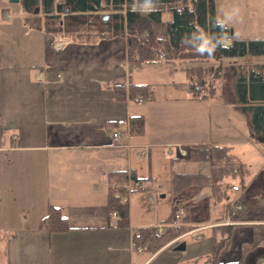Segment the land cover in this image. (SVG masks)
Instances as JSON below:
<instances>
[{"label": "crops", "instance_id": "obj_1", "mask_svg": "<svg viewBox=\"0 0 264 264\" xmlns=\"http://www.w3.org/2000/svg\"><path fill=\"white\" fill-rule=\"evenodd\" d=\"M25 17L26 13L4 9L0 22V264H135V255L140 259L145 249L138 251L133 244L131 195L128 227L119 226V221L110 226L109 175L127 171L129 181V174H134L145 181L146 189L139 191L150 192L149 200L154 202L157 179L151 164L149 175L140 174L133 160L151 163L152 149L162 143L156 136L148 140L145 127L144 136L129 135L123 141L127 146H115L114 132L127 129L123 121L129 124L134 115H143L145 125L147 120L146 111H130L128 88L144 84L134 82L128 40L78 44L64 36L54 39L29 29ZM219 22L232 29V36L224 40L226 46L234 40L261 39L244 36L245 31L233 22ZM179 66L183 70L184 65ZM119 88L125 90V101L118 98ZM184 150L188 154L191 149ZM177 153L171 146L167 150L172 167L179 157L188 160ZM208 163L210 172L215 163ZM254 182L241 192L231 189L237 183L230 186L226 181L230 186L226 213L212 222L191 219L204 189L188 188L179 196L182 201L193 200L188 223L192 228L184 235L196 233L204 241L202 232H215L209 250L195 258L196 264H264V243L244 253L245 245L253 241L254 228L264 225V171ZM101 183L107 185L106 194ZM236 203L242 205L240 210ZM50 206L60 208L69 222L68 231L40 228ZM217 232H230L231 237L218 262L212 263L214 241L221 237ZM153 256L138 264H147Z\"/></svg>", "mask_w": 264, "mask_h": 264}, {"label": "trees", "instance_id": "obj_2", "mask_svg": "<svg viewBox=\"0 0 264 264\" xmlns=\"http://www.w3.org/2000/svg\"><path fill=\"white\" fill-rule=\"evenodd\" d=\"M26 17L25 25L32 30L52 35L54 39L64 38L78 44H93L97 41L126 38L128 40L127 59L131 66L142 64H182L189 79L192 100H207L217 93L220 81L221 99L245 115L249 127L258 141L264 143V63L252 65L231 64L217 67L222 58L244 56L264 57V39L234 40L230 46H218L209 55L197 50L207 41L208 48L219 45L232 36V29L219 22L216 16L215 0H151V7L144 9L145 0H21ZM41 7L42 14L35 13ZM67 9L69 11H67ZM109 18L104 21L103 16ZM170 15L168 19L166 15ZM163 54L164 57H160ZM120 100L125 101L124 88L117 89ZM143 95L149 97L148 85L129 87V97ZM129 132L133 137L145 134V118L134 115L129 118ZM187 158L189 162H214L209 174L176 172L171 173L173 190L172 212L161 223H171L175 204L179 196L188 188L211 190L212 204L217 205L228 198L227 179L245 174V168L234 166L239 158L228 145H200L192 148ZM107 208L117 212L119 226L128 227L129 205L122 201L127 171H116L109 175ZM131 181L143 184L145 181L131 174ZM146 189V188H145ZM144 189V190H145ZM192 205H189L191 208ZM190 210L184 215L182 225L172 227L159 234L157 227H146L134 233L135 248H143L153 256L167 243L187 232ZM40 228L48 232H65L69 222L60 208L50 206L48 214L42 218ZM230 232L215 239L213 252L209 258L218 262V256ZM264 243V225L254 228L253 241L244 247V253Z\"/></svg>", "mask_w": 264, "mask_h": 264}, {"label": "rangeland", "instance_id": "obj_3", "mask_svg": "<svg viewBox=\"0 0 264 264\" xmlns=\"http://www.w3.org/2000/svg\"><path fill=\"white\" fill-rule=\"evenodd\" d=\"M216 16L219 21L233 22L243 31L244 36L264 39V0H215ZM4 9L12 12L24 13V7L21 3H11L10 0H0V22ZM42 9L39 7V14ZM170 15H166L168 19ZM258 28V29H257ZM0 25V34H1ZM19 33V31L17 30ZM3 33V32H2ZM4 34V33H3ZM256 59L264 57L244 56L239 58H222L216 63L217 67H225L231 64L252 65ZM180 64H142L133 67V79L136 83H142L149 86V100L139 104L131 99L129 102L132 114L137 112H147L146 130L147 139L152 140L154 136L160 138L162 145L154 147L152 150L151 163L148 160H133V166H136L140 174L149 175L151 169L153 176L156 177L155 201L151 202L148 191H136L131 194L130 208L132 217V226L135 232L141 228L168 225L161 221L168 218L172 212L173 190L171 185V171L187 173H208L210 163L208 162H189L186 158L179 157L174 161L173 167L167 150L174 148L178 155L176 146L181 144L187 151L200 145H228L232 147V152L239 158L234 166L244 168V183L242 177L227 179L230 186L233 183L244 190L245 186L254 184L257 177L264 171V143L258 141L252 133L248 119L225 103L220 97V84L217 82V93L214 97L207 100H189L190 91L188 88V79L185 72L179 66ZM182 65V64H181ZM177 69V70H176ZM122 123L127 124V121ZM101 192L107 193V185L101 183ZM229 186V189H230ZM232 191V190H231ZM165 197L162 198L161 196ZM189 201L179 200L175 207L184 209L186 214ZM190 203V204H189ZM199 206L195 214L191 216L192 223L196 218L200 221L212 222L226 213L227 201L214 205L211 201L210 189L206 188L199 194ZM230 205V204H229ZM173 213V216L174 217ZM173 223V221H171ZM116 224V221H114ZM183 222H178L182 225ZM171 225V224H169ZM190 226V225H188ZM154 227V228H156ZM192 227L186 228L188 231ZM173 230L172 227L168 228ZM165 228V232H166ZM162 234L163 232H159ZM214 230L202 232L206 239L199 241L195 234H181V240L177 241L169 248L164 247L157 252L147 264H196V257L209 250L212 243ZM218 237L220 232L216 233ZM176 239V238H175ZM174 239V240H175ZM185 244L184 250L176 248ZM139 251V248H136ZM152 253L141 252L138 259L135 255L134 262L138 264L139 260H145Z\"/></svg>", "mask_w": 264, "mask_h": 264}, {"label": "built area", "instance_id": "obj_4", "mask_svg": "<svg viewBox=\"0 0 264 264\" xmlns=\"http://www.w3.org/2000/svg\"><path fill=\"white\" fill-rule=\"evenodd\" d=\"M60 46V45H59ZM57 43H55V47H59ZM160 57H164L163 54L160 55ZM129 89V88H128ZM133 100H135L136 102H138L139 104H142L145 102V97L143 95H138L136 96ZM127 129L125 132H122L120 129H117L114 134H113V138L115 140V146L117 147H121L123 145L127 146L126 144L123 143L124 140H126L130 133H129V124H126ZM178 152L182 155V156H187V153L185 152V150L181 147V145H177L176 146ZM170 154H172V149L169 150ZM131 175L129 174V181L126 185H115V188L119 189V188H125L126 189V193L122 196V201L127 203L129 201V197L130 195L135 192V191H139V190H143L145 189V184H139V183H134L131 181ZM233 191H238L239 187L238 186H233L231 188ZM234 204H231V207L233 208ZM242 207L241 204L236 203V208L238 210H240ZM235 209V208H234ZM174 217H172L173 223H170L171 225L168 224L167 227L165 226H159L158 231L159 232H163L165 230V228H170V227H175L178 225V222H181V220L184 217V209L180 208V207H175V211H174ZM120 217L118 215L117 212H112L111 213V219L109 220V225L113 226L114 225V221H119ZM144 250L143 248H139V251Z\"/></svg>", "mask_w": 264, "mask_h": 264}, {"label": "clouds", "instance_id": "obj_5", "mask_svg": "<svg viewBox=\"0 0 264 264\" xmlns=\"http://www.w3.org/2000/svg\"><path fill=\"white\" fill-rule=\"evenodd\" d=\"M150 7H151V0H145L144 9L148 10V9H150ZM218 46H224V43L221 42L219 45L213 46L211 49H209L208 43H207V41H205V43L201 46V49H199L197 51L201 54H203L205 51H207L209 53V55H212L216 51V48Z\"/></svg>", "mask_w": 264, "mask_h": 264}, {"label": "water", "instance_id": "obj_6", "mask_svg": "<svg viewBox=\"0 0 264 264\" xmlns=\"http://www.w3.org/2000/svg\"><path fill=\"white\" fill-rule=\"evenodd\" d=\"M139 1H141V0H139ZM10 2H11V3H19L20 0H10ZM67 11H69V10L67 9ZM38 12H39V7H37V8L35 9V13L37 14ZM108 18H109V15H108V14H106V15L103 16V20H104V21H106ZM164 197H165V196L162 195V198H164ZM185 248H186V245L183 243V244L179 245V246L176 248V250H184Z\"/></svg>", "mask_w": 264, "mask_h": 264}]
</instances>
